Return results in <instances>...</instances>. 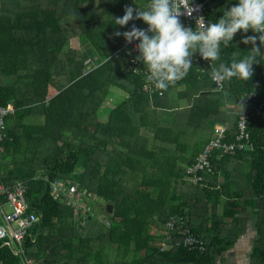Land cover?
Listing matches in <instances>:
<instances>
[{
    "label": "trees",
    "instance_id": "1",
    "mask_svg": "<svg viewBox=\"0 0 264 264\" xmlns=\"http://www.w3.org/2000/svg\"><path fill=\"white\" fill-rule=\"evenodd\" d=\"M238 2L213 0L205 15L218 22ZM149 4L0 0V108L15 109L5 119L0 182L24 181L40 217L25 239V259L0 242V264H218L248 220L258 232L250 264H264V122H249L252 150L215 156L214 174L200 183L187 175L217 125H226L234 140L245 94L255 92L264 102V57L247 81L233 77L219 88L212 69L194 68L159 89L162 96L145 92L146 76L131 69L139 54L124 53V37L114 36L144 22L121 28L112 17H122L126 6L146 10ZM244 38L241 31L229 47L221 44L214 65L248 55L252 45L241 43ZM82 43L91 52L83 53ZM115 89L124 96L110 108ZM105 108L111 109L107 118ZM56 180L75 181L105 208L92 209V219L78 229L74 209L49 189ZM172 216L184 217L208 251L176 246L180 233L166 243Z\"/></svg>",
    "mask_w": 264,
    "mask_h": 264
},
{
    "label": "clouds",
    "instance_id": "2",
    "mask_svg": "<svg viewBox=\"0 0 264 264\" xmlns=\"http://www.w3.org/2000/svg\"><path fill=\"white\" fill-rule=\"evenodd\" d=\"M99 3L97 0V5ZM195 11L198 8L192 6V0H151L146 10L126 6L122 17H112L115 25L123 28L133 20H142L149 27L142 29L132 24L129 31H116L114 36H123L128 44L139 41L136 45L139 55L134 62L147 66L146 79L156 89L166 90L170 83L188 74L194 54L198 52L204 60L215 62L220 59L221 44L229 47L236 34L243 31L245 38L241 43L252 45L248 55L239 61L233 58L230 65L211 64V77L217 83L233 77L251 79L253 65L259 63V57H264L261 51L264 48V0H239L223 12L218 22L207 25L200 17L193 31L184 27L179 17L184 14L191 17ZM249 30L257 35L248 36Z\"/></svg>",
    "mask_w": 264,
    "mask_h": 264
},
{
    "label": "built area",
    "instance_id": "3",
    "mask_svg": "<svg viewBox=\"0 0 264 264\" xmlns=\"http://www.w3.org/2000/svg\"><path fill=\"white\" fill-rule=\"evenodd\" d=\"M213 0H192V6L198 8V11L193 12L191 17L186 14L179 17L181 24L184 27H190L193 31L197 29V20L200 17L204 18L205 25L210 21L205 15V9L212 3ZM151 3V0H150ZM183 11V9L181 8ZM138 28L147 29L149 26L145 23L135 24ZM132 26V25H131ZM131 26L126 30L129 31ZM139 41H134L128 44L125 41L123 48L124 53L131 55L139 54L136 45ZM118 57V54L115 56ZM211 61L204 60L197 52L192 60V68L199 72H204L211 69ZM143 65L140 62H133L131 69L135 75L149 74L148 68L142 70ZM215 82V81H214ZM225 81L215 84L219 88H223ZM145 92L155 94L162 91L156 89L152 82L147 81L144 88ZM14 107L0 108V148L3 147V141L6 140L7 131L5 130V119L8 115L14 114ZM261 119L264 122V102L260 101L259 95L255 92L247 93L244 96L243 109L237 121V134L233 141L228 139V127L226 125H217L213 139L205 147L204 151L198 156L197 161L188 168L187 175L193 183L203 181L205 174H214L215 167L212 164L214 157L221 159L225 156H234L249 152L252 150V139L249 130V122L252 119ZM49 189L55 200L72 207L75 210V224L79 229L86 226V219L91 212V199L87 191L80 189L79 184L75 181L68 180L66 182L53 181L49 183ZM28 187L23 181H19L16 185H7L0 182V242L2 246H7L14 251L16 256H22L25 259V239L30 230L38 223L39 217L27 200ZM7 206H10V212H7ZM166 240H171L172 235L180 233L181 240H178L175 245L188 249L189 251L204 254L208 251V243L196 237L189 229L185 228L184 217L172 216L165 224ZM169 248V244L162 246L161 249ZM25 264H28L27 262Z\"/></svg>",
    "mask_w": 264,
    "mask_h": 264
},
{
    "label": "crops",
    "instance_id": "4",
    "mask_svg": "<svg viewBox=\"0 0 264 264\" xmlns=\"http://www.w3.org/2000/svg\"><path fill=\"white\" fill-rule=\"evenodd\" d=\"M122 96H124V93L122 91L115 92V97L111 99L112 102L109 98V101L106 103V105H109L110 108L115 107L116 106L115 102L119 101V99H121ZM17 183L18 182L10 183V184L7 183V185H16ZM39 221H40V217H39ZM39 221H38V223H39ZM74 224H75V218H74ZM246 226L247 227L245 229V233L240 237L236 246L233 249H231L226 254L225 258L223 260L221 259L218 262V264H240V263L244 262L246 256H248V254L251 257V254L253 253V249H254V241L257 238L258 232L255 229L254 223L251 220H249L247 222ZM251 236H253V238ZM245 239H247V240L245 241ZM250 257H249V260L251 261ZM250 261H249V263H251Z\"/></svg>",
    "mask_w": 264,
    "mask_h": 264
},
{
    "label": "rangeland",
    "instance_id": "5",
    "mask_svg": "<svg viewBox=\"0 0 264 264\" xmlns=\"http://www.w3.org/2000/svg\"><path fill=\"white\" fill-rule=\"evenodd\" d=\"M82 48H83V53H88V52H91V49L89 48V46H86V44H83L82 43ZM117 91H119L118 89H115V92H117ZM118 104V103H117ZM110 112H111V109L110 108H105L104 109V111H103V114H104V118H107V116L110 114ZM93 205V207H92V209L94 210V211H96V209H97V211H99V210H102V209H104L105 208V203L102 201V199H100V198H94L93 199V202H92V204H91V206ZM6 211L7 212H10L11 210H10V206H7V209H6ZM92 211V210H91ZM94 211H92L93 213H96V212H94ZM99 214H101L100 212H98ZM89 214H91V212L89 211ZM100 217V218H99ZM98 218H99V220L100 221H105V216H104V213L102 212V215H100ZM104 217V218H103ZM249 221V220H248ZM247 221V222H248ZM258 235V234H257ZM252 238H253V236H251ZM247 239H245V241H246ZM246 243V242H245ZM249 254H248V256H246V258H245V260H244V262H242V263H240V264H250L249 263ZM251 258V257H250ZM251 262V261H250Z\"/></svg>",
    "mask_w": 264,
    "mask_h": 264
},
{
    "label": "water",
    "instance_id": "6",
    "mask_svg": "<svg viewBox=\"0 0 264 264\" xmlns=\"http://www.w3.org/2000/svg\"><path fill=\"white\" fill-rule=\"evenodd\" d=\"M108 208L111 210V207L110 206ZM89 219H92V216H89Z\"/></svg>",
    "mask_w": 264,
    "mask_h": 264
}]
</instances>
